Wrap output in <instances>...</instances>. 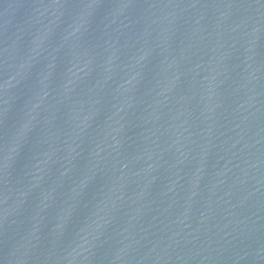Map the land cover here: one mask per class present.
Wrapping results in <instances>:
<instances>
[{
	"label": "water",
	"instance_id": "95a60500",
	"mask_svg": "<svg viewBox=\"0 0 264 264\" xmlns=\"http://www.w3.org/2000/svg\"><path fill=\"white\" fill-rule=\"evenodd\" d=\"M0 264H264V0H0Z\"/></svg>",
	"mask_w": 264,
	"mask_h": 264
}]
</instances>
